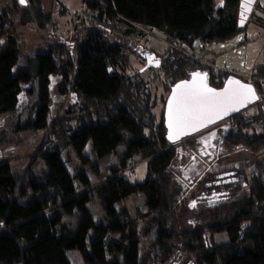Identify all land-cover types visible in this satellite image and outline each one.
Masks as SVG:
<instances>
[{
  "label": "trees",
  "instance_id": "1",
  "mask_svg": "<svg viewBox=\"0 0 264 264\" xmlns=\"http://www.w3.org/2000/svg\"><path fill=\"white\" fill-rule=\"evenodd\" d=\"M10 2L3 8L0 26L13 22L18 2ZM239 3L88 0L89 19L81 23L84 31L75 42L36 52L16 72L17 39L7 29L12 36L3 40L5 34L0 32V115L14 113L26 86L37 80L34 117L25 127L43 133L36 156L46 167L37 179L29 169L17 171L8 161H0V264H70L69 250L78 251L84 264H171L179 256H187L192 264H264V159L255 163L247 182L248 197L231 205L229 219L212 222L207 230L186 231L175 243L176 230L170 223L178 201L173 195L175 144L166 139L163 113L155 114L147 81L138 70L128 73V51L136 56L143 51L156 57L157 68L168 82L167 91L192 72L205 73L209 86L220 88L226 74L202 68L171 47L158 55L139 43L145 31L155 30L172 45L198 53L199 46L225 42L239 32ZM253 75L264 77V65L255 67ZM53 77L60 82L59 93L75 100L55 117L49 99ZM252 85L263 98V85L255 81ZM253 123L259 125L258 130ZM253 123L235 118L237 130L231 128L223 139L225 149L264 155V108ZM88 142L98 158L125 145L118 163L105 174L90 166L95 184L77 170L71 158H61L66 148H72L85 162L82 152ZM137 162H145V178L132 182L126 174L129 165ZM136 192L143 195L145 211L124 218L126 209L116 204ZM97 202L103 210L98 224L92 216V205ZM76 213L80 216L74 221L71 216ZM68 217L73 222H67ZM154 229L149 250L139 253L141 241ZM219 233L226 235V242H215L214 235Z\"/></svg>",
  "mask_w": 264,
  "mask_h": 264
},
{
  "label": "rangeland",
  "instance_id": "2",
  "mask_svg": "<svg viewBox=\"0 0 264 264\" xmlns=\"http://www.w3.org/2000/svg\"><path fill=\"white\" fill-rule=\"evenodd\" d=\"M10 1L4 0V4L0 6L1 18L4 15L3 8L7 7L11 3ZM87 1L39 0L37 3L34 0H25L24 3H21V0H16L18 3L17 9L13 13L12 24L4 23L0 26V32L6 35L7 29L11 30L14 33L13 37L17 39L18 62L14 66V71L24 68L29 61H32L36 52H44L50 45L75 42L79 36L78 33L84 31V26L81 23H85L89 19V11L86 8ZM221 1L216 0V5H219ZM237 24L239 32L233 38L225 42L199 46L198 53L187 50L185 46L172 45L155 30L145 31L144 38L139 44L145 50L158 55L171 47L192 58L202 68L226 74L223 83L228 77H235L251 85L252 81L259 82L264 87V77L253 75L255 67L264 65V0H240ZM5 35L2 37L3 40L7 36H12V34ZM128 53L131 56L128 73L132 74L137 70L140 72L150 87L155 103V114L159 116L163 113L164 118L166 100L174 85L170 86L167 91L168 82L157 68V59L152 53L149 55V53L141 51V56H136L131 51ZM141 57L144 58L143 61H140ZM145 64H149L148 68L145 67L146 69L142 68ZM198 73L203 74V72ZM53 79L49 87V99L50 112L52 117H55L62 107L73 105L75 100L70 94H60V82L55 77ZM38 96L39 85L35 80L26 86L15 112L0 115V161H8L17 171L29 169L35 178L40 179L41 173L46 170V167L43 160L36 156V153L42 144L43 133L33 132L25 127L29 118L34 117L33 111ZM257 96L256 102L261 103L260 112L264 108V97L259 98L258 93ZM163 99L165 100L163 101ZM250 107L251 105L246 108L244 113H252L253 109ZM235 115L175 143L173 195L178 201L170 222L176 230L177 240L175 243L179 242V236L186 231L207 230L210 223L229 219L232 214L231 205L248 197L247 182L253 173L252 169L255 163L264 159V155H253L244 150L230 152L225 149L223 139L230 130H237L233 124L235 118L239 117H235ZM256 118L257 115L250 120L239 119L253 123ZM255 128L258 130L259 125L255 124ZM124 151L125 145L121 144L117 147L116 152L98 158L88 142L82 152L84 158L87 159L85 162L80 160L72 148H66L62 152L61 158L63 160L71 158V163L76 164L77 170L86 173L90 183L95 184L97 179L90 166H97L99 171L105 174L108 168L118 163L117 156ZM71 163L68 167L70 173H73L74 169L71 168ZM145 173V162H137L129 165L126 177L132 182H141L145 178ZM75 185L78 191L82 190L79 180H76ZM92 206L94 210L97 209V211H92V216L94 222L98 224L101 222L99 215L103 214V210L99 202ZM116 206L118 209H126L124 218H135L138 213L145 211L143 195L139 192L129 195ZM79 216L76 213L71 217H74L75 221ZM69 218L66 221L73 222ZM154 237L155 229L141 241L139 253L149 250ZM214 240L216 243H223L227 241V237L224 233H219L214 235ZM66 256L70 264H84L80 253L76 250L67 251ZM171 264L192 263L187 256H179Z\"/></svg>",
  "mask_w": 264,
  "mask_h": 264
},
{
  "label": "snow or ice",
  "instance_id": "3",
  "mask_svg": "<svg viewBox=\"0 0 264 264\" xmlns=\"http://www.w3.org/2000/svg\"><path fill=\"white\" fill-rule=\"evenodd\" d=\"M192 76L191 81L177 84L169 99L168 126L176 130L177 137L188 128L204 127L206 122H214L229 111H237L250 99L256 98L254 90L239 81L230 79L225 88L217 92L207 86L206 74L193 73ZM169 138H172L171 133Z\"/></svg>",
  "mask_w": 264,
  "mask_h": 264
},
{
  "label": "water",
  "instance_id": "4",
  "mask_svg": "<svg viewBox=\"0 0 264 264\" xmlns=\"http://www.w3.org/2000/svg\"><path fill=\"white\" fill-rule=\"evenodd\" d=\"M195 73H198V72H195ZM192 74H191V76H190L189 79L184 80V81H191L193 79ZM200 74H202V73H200ZM203 74H205V73H203ZM230 79L231 80L239 81L241 84L250 86L254 90V93H255V97L256 98L255 99H250V102H246L244 104V106L239 107V109L237 111H229L226 115H223L222 118L215 119L214 122H211V123L206 122V126H204V127H198L195 130H193L192 128H188V129L184 130L183 132H180V134L178 135V137H177V134H176V130L174 128L173 129H170L169 126H168V104H169V99L173 95V89H175V87H176L177 84H180L183 81L178 82L177 84H175L171 88L170 94H169V96H168V98L166 100L165 111H164V125H165V128H166V139L168 140L169 143H171V144L178 143V142H180L182 139H184L186 137H191V136L195 135L196 133H199V132H201V131L209 128V127H212L213 125H216L217 123H219V122H221V121H223V120H225V119H227V118H229V117L237 114L238 112L246 109L247 107H249L250 105H252L254 102H256L258 100V96H257V93H256V90H255L254 86L251 85V84L242 82L241 80H239V79H237L235 77H228L220 88H213V87L209 86V84L207 83V76L205 77V82L207 83V86L209 88L215 89L217 92H219V91H221V90H223L225 88V86L228 84V81ZM232 87H237V86L236 85H233ZM170 133L172 134V138L171 139L169 138Z\"/></svg>",
  "mask_w": 264,
  "mask_h": 264
},
{
  "label": "built area",
  "instance_id": "5",
  "mask_svg": "<svg viewBox=\"0 0 264 264\" xmlns=\"http://www.w3.org/2000/svg\"><path fill=\"white\" fill-rule=\"evenodd\" d=\"M260 102H256L254 105H251V109H253V112L252 113H244V111H246L247 109H244L240 112H238L235 117H239V118H244V120H250L252 119L253 117H256V115H258L259 113V108H260ZM262 108V107H261ZM249 109V108H248ZM250 115V116H249ZM232 119V118H231Z\"/></svg>",
  "mask_w": 264,
  "mask_h": 264
}]
</instances>
